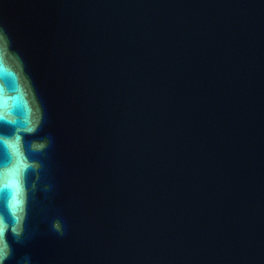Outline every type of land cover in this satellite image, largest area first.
Returning a JSON list of instances; mask_svg holds the SVG:
<instances>
[{
  "label": "water",
  "instance_id": "water-1",
  "mask_svg": "<svg viewBox=\"0 0 264 264\" xmlns=\"http://www.w3.org/2000/svg\"><path fill=\"white\" fill-rule=\"evenodd\" d=\"M0 264H264V0H0Z\"/></svg>",
  "mask_w": 264,
  "mask_h": 264
}]
</instances>
